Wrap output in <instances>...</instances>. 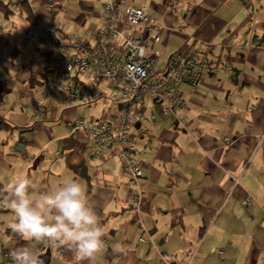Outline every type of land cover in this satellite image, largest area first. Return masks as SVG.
Here are the masks:
<instances>
[{"label":"crops","instance_id":"crops-1","mask_svg":"<svg viewBox=\"0 0 264 264\" xmlns=\"http://www.w3.org/2000/svg\"><path fill=\"white\" fill-rule=\"evenodd\" d=\"M1 1L12 11H0V120L11 126L0 130V235L9 240L1 248H30V239L12 231L17 217L10 207L17 199L12 185L27 177L26 199L50 226L60 213L45 198L70 181L81 185L108 247L91 264H264V0H180L183 16L172 9L176 0L124 5L160 21L161 42L153 44L162 52L160 69L181 51L208 69L197 88H180L185 104L175 112L144 99L130 131L144 171L140 210L120 149L91 160L94 142L84 131H70L76 120H114L119 94H110L115 92L105 82L103 98L90 104L46 95L43 85L54 75L47 27L58 30L56 5ZM103 11L93 12L97 21ZM27 31L37 32L39 41L27 39ZM121 43L112 44L119 49ZM39 101L43 112L36 116ZM225 137L231 146H224ZM38 245L37 256L51 249V264H90L74 255V241ZM0 258L13 262L1 250Z\"/></svg>","mask_w":264,"mask_h":264},{"label":"built area","instance_id":"built-area-1","mask_svg":"<svg viewBox=\"0 0 264 264\" xmlns=\"http://www.w3.org/2000/svg\"><path fill=\"white\" fill-rule=\"evenodd\" d=\"M126 3L127 0H107L103 11L106 26L96 37L95 46L89 41L73 44L53 25L47 27L52 43L49 49L56 51L51 66L56 79L47 82L45 94L61 93L83 101H98L104 96L100 87L105 82L119 93L120 111L112 122L89 124L76 120L70 128L72 132L85 131L94 142L91 160L102 158L103 152L112 147L120 149L124 171L129 175V186L135 191L131 199L138 203L140 210V182L144 171L137 159L130 131L140 120L144 98L148 97L162 106L165 113L175 112L185 104L180 88L183 85L197 88L208 69L185 51L178 52L167 66L160 69L162 52L153 48V44L161 42L160 21L147 15L143 9H124ZM171 6L177 15L185 14V6L180 0ZM25 36L34 42L40 39L35 31H27ZM120 39V48H114L112 43ZM64 48H68V51ZM79 76L88 77L89 84L81 81ZM36 114H40V110ZM223 144L231 146L233 140L225 137ZM238 182L236 179L235 183ZM252 202V199H248L245 205L251 206ZM147 240V237L141 238V242ZM4 256L11 259L7 252Z\"/></svg>","mask_w":264,"mask_h":264},{"label":"clouds","instance_id":"clouds-1","mask_svg":"<svg viewBox=\"0 0 264 264\" xmlns=\"http://www.w3.org/2000/svg\"><path fill=\"white\" fill-rule=\"evenodd\" d=\"M29 183L30 180L25 177L12 185L17 198L10 206L17 217V221L12 224V231L36 242L46 239L53 246H64L68 241H74V255L80 261L88 259L91 264L104 246L103 230L94 210L87 207L81 185L70 181L54 198H45V203L53 205L60 213L56 217L57 225L50 226L44 223L39 212L26 199L25 190ZM89 225L93 227H87ZM9 255L14 264H43L28 247L13 249Z\"/></svg>","mask_w":264,"mask_h":264},{"label":"rangeland","instance_id":"rangeland-1","mask_svg":"<svg viewBox=\"0 0 264 264\" xmlns=\"http://www.w3.org/2000/svg\"><path fill=\"white\" fill-rule=\"evenodd\" d=\"M82 1L83 0H53V2L56 5L55 7L57 8L55 11H53L54 12V18H53L54 22L53 23L58 27V32H61L62 34L67 35V37L70 38V40L72 39L71 42L73 44L78 43V42L89 41V42H91L92 46H95L97 33L100 30V28L102 27V25L106 26V20L104 18H102V21L101 20L97 21L94 17L93 12L94 11L99 12V9L101 10V8L105 6L107 1H105V0H85L83 3H81ZM81 17H82V21L79 22L78 19ZM44 48L47 49V46H45ZM64 50L68 51V48H64ZM55 53H56V51L54 50V54ZM54 79H56L55 74L53 75V79H51V80H54ZM85 79H86L85 82L87 84H89V78L86 77ZM47 82H45L43 85L44 86V92L47 91ZM101 89H102V87H100V90ZM110 94H113L115 97H118L117 93L112 92ZM72 97L80 100L81 102L85 101V100L83 101L80 98H77L75 96H72ZM116 101H117V99H116ZM42 102L44 103V100H42ZM94 102L95 101H92V102L91 101H85L84 103L90 104V103H94ZM42 106L43 105L40 104V106L36 107V111H35L36 116L42 115V112H43ZM38 110H40V114H36V112ZM91 116H93V115H91ZM98 116L93 117L94 120H96ZM99 120H101V121L89 123V124H96L99 122H112L113 121V120L112 121H103L102 119H99ZM88 121H90V120H88ZM70 131L73 134L76 131H83V130H76V131L72 132V130L70 128ZM1 216H5V214H1ZM0 226H1V223H0ZM6 241H9V240L7 238H4L3 235H0V245L2 246L4 243H6ZM30 241H31V245H30L29 249L31 251H33L37 256V254L40 253L41 248L39 247L38 242L33 241L31 239H30ZM6 248H5V250H3V248H1L0 250L5 253V251H7ZM102 250L106 252L108 250V247L103 246ZM54 261H57L56 256H54ZM0 264H14V262H7L6 259L1 260V258H0Z\"/></svg>","mask_w":264,"mask_h":264},{"label":"trees","instance_id":"trees-1","mask_svg":"<svg viewBox=\"0 0 264 264\" xmlns=\"http://www.w3.org/2000/svg\"><path fill=\"white\" fill-rule=\"evenodd\" d=\"M21 4L23 5L24 3H23V1H21ZM0 11L1 12H3L6 16H9L10 14H12V11L10 10V8H9V6L8 5H6V4H4L1 0H0ZM114 91V90H113ZM115 92V91H114ZM115 93H117V92H115ZM104 94V93H103ZM117 94H119V93H117ZM146 98H148V97H146ZM145 99V98H144ZM152 101V100H151ZM144 103V102H143ZM142 107H143V105H142ZM119 108H120V103H119ZM120 111V110H119ZM141 113H142V108H141ZM8 127H11L9 124H7V123H5V122H2L1 120H0V130L2 129V128H8Z\"/></svg>","mask_w":264,"mask_h":264},{"label":"water","instance_id":"water-1","mask_svg":"<svg viewBox=\"0 0 264 264\" xmlns=\"http://www.w3.org/2000/svg\"><path fill=\"white\" fill-rule=\"evenodd\" d=\"M19 146H22V145H19ZM52 255L53 254H52L51 249H47V251L39 255L38 258L43 262V264H51Z\"/></svg>","mask_w":264,"mask_h":264}]
</instances>
